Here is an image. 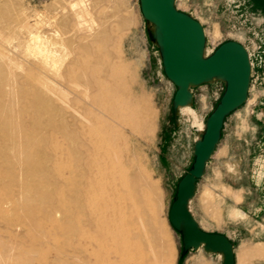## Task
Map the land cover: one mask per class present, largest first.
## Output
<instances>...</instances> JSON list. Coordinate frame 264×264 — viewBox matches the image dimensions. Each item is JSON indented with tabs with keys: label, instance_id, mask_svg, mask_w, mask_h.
I'll return each mask as SVG.
<instances>
[{
	"label": "rangeland",
	"instance_id": "rangeland-1",
	"mask_svg": "<svg viewBox=\"0 0 264 264\" xmlns=\"http://www.w3.org/2000/svg\"><path fill=\"white\" fill-rule=\"evenodd\" d=\"M16 3L28 13H38L42 20L60 4L71 7L72 11L83 10L80 23H84L80 24L79 35L93 46L86 61L102 64L97 77L103 90L96 91L101 103L93 109L95 140L100 147L98 157L111 162L115 171L122 170L125 175L142 172L146 182L154 186L156 193L150 214L158 223L159 260L163 264H221L218 253H206L203 246L184 251L182 232L172 228L168 212L179 180L192 167L194 144L201 138L207 117L224 93V81L213 79L192 88L190 104L173 108L176 88L163 73L155 28L142 17L139 0H16ZM259 3L260 11H253L248 0H175L177 10L201 23L206 39L204 56H209L224 42L236 41L244 46L250 58L246 101L225 118L216 150L197 180L195 194L188 204L201 230L231 235L235 264H264L263 258H251L252 255L244 252L253 245L258 247L256 244L264 248V232L253 238L246 232L253 220L250 207L262 205L264 199V195L255 192L251 182L260 170L264 173V115L261 114L264 110V0ZM124 19L129 23L122 27ZM102 27L110 41L99 56L95 41L87 35ZM43 28L52 38V27ZM70 58L68 55L63 62L57 61V65L62 63L63 67ZM66 91V98L75 109L88 102L74 100L79 87H69ZM132 108L139 114L136 127L130 119ZM225 188L240 197L239 189L250 191L240 205V208L248 207L246 222L226 223L228 211L234 205ZM205 193H210L213 205L219 207L220 221L214 222V217H211L213 221L206 214L210 205L205 207L208 202ZM21 199L17 185L1 183L0 200L4 202H0V261L10 254V248L12 255L21 257V262L22 258L32 256L31 264H69L71 261L64 259L70 245L62 216H56L54 221L36 216L29 221L27 210L17 205ZM261 217L264 220V211ZM73 240L75 246L76 240ZM72 263L78 264L76 259Z\"/></svg>",
	"mask_w": 264,
	"mask_h": 264
},
{
	"label": "bare ground",
	"instance_id": "bare-ground-1",
	"mask_svg": "<svg viewBox=\"0 0 264 264\" xmlns=\"http://www.w3.org/2000/svg\"><path fill=\"white\" fill-rule=\"evenodd\" d=\"M70 8L57 5L42 20L16 0H0V185H17L22 199L15 204L27 210L29 221L62 216L70 245L64 259L69 264L75 259L78 264H163L158 223L150 214L154 186L142 172L125 175L98 157L93 109L101 103L96 91L103 90L97 77L102 64L86 61L93 46L79 35L83 10ZM16 10L19 13L13 14ZM128 23L124 19L121 26ZM46 25L53 29L52 38L44 31ZM104 29L87 35L99 56L110 41ZM68 55V63L58 66ZM69 87H79L77 103L88 100L79 110L66 98ZM138 115L130 110L135 127ZM225 189L240 202L238 193ZM205 194V207L210 205L206 214L216 222L221 211L212 195ZM257 245L243 251L264 259V248ZM11 252L3 262L1 258L2 264H31L32 256L21 262ZM218 255L222 260V253Z\"/></svg>",
	"mask_w": 264,
	"mask_h": 264
},
{
	"label": "water",
	"instance_id": "water-1",
	"mask_svg": "<svg viewBox=\"0 0 264 264\" xmlns=\"http://www.w3.org/2000/svg\"><path fill=\"white\" fill-rule=\"evenodd\" d=\"M139 5L144 20L155 28L163 73L176 88L173 108L191 102L192 87L213 79L225 83L219 103L207 117L201 138L194 144L192 167L177 184L168 221L174 230L182 232L184 251L203 246L213 253H222L221 264H235L231 241L223 234L201 230L188 204L220 140L225 118L246 101L251 76L248 52L240 43L227 41L204 56L206 39L202 25L177 10L175 0H139Z\"/></svg>",
	"mask_w": 264,
	"mask_h": 264
},
{
	"label": "crops",
	"instance_id": "crops-1",
	"mask_svg": "<svg viewBox=\"0 0 264 264\" xmlns=\"http://www.w3.org/2000/svg\"><path fill=\"white\" fill-rule=\"evenodd\" d=\"M248 1L252 2L251 6H252V10L253 11H255V10L256 11H260L259 0H248ZM192 88H194V87H192ZM191 94H192V92H191ZM215 150H216V148H215ZM215 150H214V152H215ZM214 152H213V154H214ZM213 154L211 155V157L213 156ZM211 157H210V159H211ZM210 159L208 160V162L210 161ZM208 162L206 163V166H207ZM206 166H205V168H206ZM251 182L253 184L252 187L255 190V192L260 194V195H264V173H263V171L260 170V172H258V175L254 177V181H251ZM231 189H233V188H231ZM238 191L241 192V201L240 202L236 203L231 197H228L230 200H232L234 206H233V208H231L228 211V216H227V219H226L227 220V222H226L227 224L246 222L248 220V215H247V213H249L248 212L249 210L247 209L248 207L245 206V208L244 207L240 208V205L243 203V198H245V196L247 194H250V191H246L243 188L239 189ZM250 210H251L250 213H252V216H253V220L251 222L252 224H249V227H251V228H246V232H247V236L248 237L253 238V237H256V235L258 236L260 234H263V232H264V231H262L264 229H261V227L264 225V220L261 217L262 212L264 211V199H263L262 205H261V203L252 205L250 207ZM236 211H239L240 214L243 215L244 217L241 218L237 214ZM223 235H225L230 241H232L231 235L226 234V233L223 234Z\"/></svg>",
	"mask_w": 264,
	"mask_h": 264
}]
</instances>
